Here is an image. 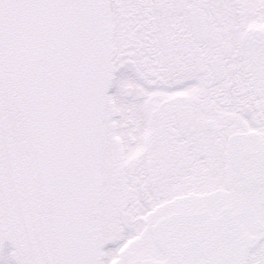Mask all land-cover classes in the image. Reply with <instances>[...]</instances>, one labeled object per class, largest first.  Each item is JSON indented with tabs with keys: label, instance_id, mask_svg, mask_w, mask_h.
I'll list each match as a JSON object with an SVG mask.
<instances>
[{
	"label": "snow or ice",
	"instance_id": "1",
	"mask_svg": "<svg viewBox=\"0 0 264 264\" xmlns=\"http://www.w3.org/2000/svg\"><path fill=\"white\" fill-rule=\"evenodd\" d=\"M0 264H264V0H0Z\"/></svg>",
	"mask_w": 264,
	"mask_h": 264
}]
</instances>
